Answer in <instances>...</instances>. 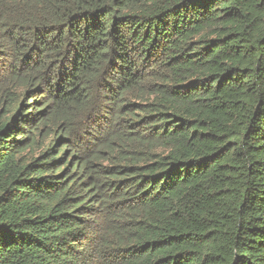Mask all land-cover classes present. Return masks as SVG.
I'll return each instance as SVG.
<instances>
[{
	"label": "trees",
	"instance_id": "16d2710c",
	"mask_svg": "<svg viewBox=\"0 0 264 264\" xmlns=\"http://www.w3.org/2000/svg\"><path fill=\"white\" fill-rule=\"evenodd\" d=\"M0 264H264V0H0Z\"/></svg>",
	"mask_w": 264,
	"mask_h": 264
}]
</instances>
